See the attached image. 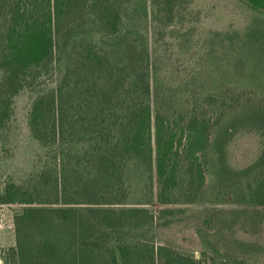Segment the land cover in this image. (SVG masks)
Listing matches in <instances>:
<instances>
[{
    "label": "trees",
    "instance_id": "16d2710c",
    "mask_svg": "<svg viewBox=\"0 0 264 264\" xmlns=\"http://www.w3.org/2000/svg\"><path fill=\"white\" fill-rule=\"evenodd\" d=\"M242 1L264 17V0ZM152 2L162 10L173 9L172 0ZM122 3L0 0V7L10 8L0 20V69L4 73L0 80V124L9 115V101L3 98L18 91L30 70H49L56 50L64 44V35L68 37L89 22L102 33L118 34ZM64 27L68 28L67 34ZM73 52L74 64L61 83L37 96L29 114L35 138L46 146L63 147L56 156V163L59 159L62 167L56 173L55 184L32 188L10 182L0 195L2 204L23 205L15 215V264H52L61 257L63 244L75 247L68 264H264V258L257 256L264 247L242 238L237 244L228 242L229 248L223 250L208 239L205 227L212 228V234L220 233L226 226L230 231H249L251 225L263 223L262 208L233 209L228 214L207 208L202 228L197 229L207 247L201 258L172 244H155L144 238V233L171 223L162 220L175 213L171 204L197 202L205 191L214 128L212 116L207 107L200 110L196 102L184 113L175 112L167 104L172 96L168 91L155 90L152 104L149 58L147 50L139 45L131 43L127 60L121 63L114 62L94 41L84 47L76 44ZM130 90L133 97L126 101L127 107L122 111L113 109V103L119 98L124 100L123 94H130ZM206 101L205 97L201 103L206 106ZM245 101L246 120L237 116L233 119L242 126H258L261 118L255 101L249 95ZM227 102L222 101L221 106L226 107ZM249 105L253 110H249ZM83 136L95 145L84 155L72 157L67 146L80 142ZM83 161L88 164L87 170L75 175L78 184L71 193L68 184L73 174L67 168L77 169L75 164ZM136 170L145 176V192L141 201L134 203L138 206H129ZM252 170L251 166L241 172H226L221 165L223 187L217 195L230 199L233 194H240L241 185L233 182L244 176L249 187L246 195L264 204V172L256 174L257 168ZM40 193H46L50 203L61 205L33 207ZM155 201L163 207L153 212L146 205ZM215 201L225 203L223 199ZM76 204L80 206H73ZM49 227L55 238L37 241L31 236L32 231Z\"/></svg>",
    "mask_w": 264,
    "mask_h": 264
},
{
    "label": "rangeland",
    "instance_id": "374dc122",
    "mask_svg": "<svg viewBox=\"0 0 264 264\" xmlns=\"http://www.w3.org/2000/svg\"><path fill=\"white\" fill-rule=\"evenodd\" d=\"M118 2H124L118 34L102 33L89 22L70 32L68 37L64 35V44L56 50L49 70L41 73L40 70H30L18 91L3 98L9 101V115L0 124V195L10 182L32 188H50L55 184L56 173L62 167L59 159L56 163V156L63 147L46 146L35 138L29 125V114L36 97L56 88L69 66L74 64L75 45L84 47L94 41L109 53L114 62L121 63L127 60L133 43L147 50L152 104L155 90L161 93L168 91L172 96L167 104L173 106L175 112L184 113L196 102L200 110L207 107L213 119L205 191L197 202L171 204L169 207H174L175 213L162 218L171 223L144 233V238L155 244H172L201 258L207 247L197 229L202 228L207 208L219 209L217 211L224 214L231 213L233 209H264L261 201L246 195L249 187L244 176H238V180L233 182L241 185L240 194H233L230 199L217 195L223 187V174L219 172L221 165L226 172H241L251 166L253 172L257 168L256 174L264 172V125L261 126L264 124V17L242 0H172V10H162L152 0ZM9 9L8 6L0 7V20ZM64 29L67 34L68 28ZM260 32L262 34L256 36ZM3 74L0 69V80ZM129 93L123 94L124 100L119 98L115 101L113 109L122 111L127 107L126 101L133 97L131 90ZM245 93L255 101L254 107L261 118L258 126L253 123L242 126L239 121V117H245L243 111L248 110L245 101L248 95ZM205 97L208 99L206 106L201 103ZM230 98H233L232 102ZM222 101H228L226 107L221 106ZM252 107L249 105L250 111ZM236 116L239 120L233 119ZM94 145L92 139L83 136L80 142L68 145L67 149L71 150L72 157L82 156ZM85 162L76 163L77 169L67 168L68 173L73 174L68 184L71 193L78 184L75 175L87 170ZM43 173L45 178L41 179ZM144 181L141 170L133 172L129 206H138L134 203L144 197ZM217 199H223L225 203H218ZM60 205L50 203L46 193H40L32 206L49 208ZM22 207L18 203H0V264L16 262L13 252L18 241L15 215ZM146 207L154 212L163 206L155 201ZM205 227L208 239L223 250L229 248L228 242L237 244L242 238L264 247V215L263 223L251 225L249 231L245 228L230 231L226 226L220 233L212 234V228ZM31 236L37 241L55 238L51 227L43 231L34 230ZM74 249L63 244L61 257L52 264H68L67 259ZM259 255L264 258V252L257 253Z\"/></svg>",
    "mask_w": 264,
    "mask_h": 264
}]
</instances>
